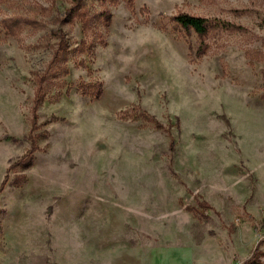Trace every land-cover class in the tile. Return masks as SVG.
Returning a JSON list of instances; mask_svg holds the SVG:
<instances>
[{"label": "rangeland", "instance_id": "374dc122", "mask_svg": "<svg viewBox=\"0 0 264 264\" xmlns=\"http://www.w3.org/2000/svg\"><path fill=\"white\" fill-rule=\"evenodd\" d=\"M83 2L0 0V264H264V0Z\"/></svg>", "mask_w": 264, "mask_h": 264}, {"label": "trees", "instance_id": "16d2710c", "mask_svg": "<svg viewBox=\"0 0 264 264\" xmlns=\"http://www.w3.org/2000/svg\"><path fill=\"white\" fill-rule=\"evenodd\" d=\"M101 3H105L106 0H99ZM113 2H116L117 0H111ZM85 5L83 0H70V7L64 12V14L58 19V23L60 26H63L65 24L71 23L74 20H79L81 22V27L83 31L88 29V27L91 24V17L87 15V13L84 11ZM106 12V13H105ZM101 17H104L106 20L109 17V14L107 11H104L101 14ZM173 21L177 24L176 26L182 28L185 31L193 30L197 35L199 36H205L212 28L217 27L216 22H212L208 20L207 18H201V17H194L187 14H178L173 18ZM5 26L9 28L11 32L12 30H15L14 28L18 26L17 22H12L11 20H7L3 22ZM54 37L57 39V43L55 45V50L53 51L52 57L46 66L45 71L42 73L35 75L36 80V89L34 91V97H33V109L31 111V119H30V130L27 135V140H29L30 149L25 153L23 158L18 161L17 163L12 164L9 169L14 168V166L20 164H30L32 160V153L36 149L35 147V139L32 136V133L36 130V111L40 104L43 102V92L45 90L46 83L50 77L51 70L57 65L58 63H62L66 61V54L68 53V45L67 42L64 39V36L62 34V31L59 29L55 33H53ZM100 88V87H99ZM81 89H83V86L81 85ZM86 92V91H85ZM100 89L97 93L93 95L94 98L100 97ZM141 118L149 120V116L145 113H139ZM153 119L150 118V121ZM5 177L3 182L0 185V192L4 186ZM206 209L209 208L207 205L203 204Z\"/></svg>", "mask_w": 264, "mask_h": 264}]
</instances>
